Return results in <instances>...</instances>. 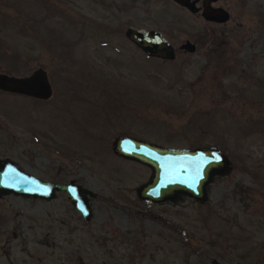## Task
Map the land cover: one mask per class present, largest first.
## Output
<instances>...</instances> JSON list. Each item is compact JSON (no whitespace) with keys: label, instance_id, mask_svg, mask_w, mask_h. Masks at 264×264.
Segmentation results:
<instances>
[{"label":"rangeland","instance_id":"obj_1","mask_svg":"<svg viewBox=\"0 0 264 264\" xmlns=\"http://www.w3.org/2000/svg\"><path fill=\"white\" fill-rule=\"evenodd\" d=\"M212 5L230 18L173 0H0V71L41 66L52 84L46 99L0 90V158L77 182L91 208L65 190L0 195V264H264V0ZM128 25L159 29L175 57L145 55ZM125 134L216 145L231 168L204 200L141 199L150 167L111 148Z\"/></svg>","mask_w":264,"mask_h":264},{"label":"water","instance_id":"obj_2","mask_svg":"<svg viewBox=\"0 0 264 264\" xmlns=\"http://www.w3.org/2000/svg\"><path fill=\"white\" fill-rule=\"evenodd\" d=\"M192 13L199 12L208 21L225 22L229 11L222 6L212 5L216 0H173ZM125 37L150 57L173 59L175 48L172 42L156 28L128 25ZM180 48L194 51L196 45L186 39ZM0 90L19 93L39 99L52 94V84L44 67L38 66L26 74L0 71ZM112 151L121 157L135 160L150 167L149 178L136 187L141 199L155 202L188 195L204 200L207 186L216 175H224L231 168L228 156L216 145L183 147L164 145L130 134L117 135L111 141ZM219 157V159H217ZM65 190L78 212L88 219L91 208L81 185L70 180L54 183L21 169L13 160L0 158V195L13 192L51 199L56 191ZM212 264H223L216 258Z\"/></svg>","mask_w":264,"mask_h":264},{"label":"flooded vegetation","instance_id":"obj_3","mask_svg":"<svg viewBox=\"0 0 264 264\" xmlns=\"http://www.w3.org/2000/svg\"><path fill=\"white\" fill-rule=\"evenodd\" d=\"M199 1H200V3H201V0H199ZM199 1H198V2H199Z\"/></svg>","mask_w":264,"mask_h":264},{"label":"snow or ice","instance_id":"obj_4","mask_svg":"<svg viewBox=\"0 0 264 264\" xmlns=\"http://www.w3.org/2000/svg\"><path fill=\"white\" fill-rule=\"evenodd\" d=\"M217 159H219V157H217Z\"/></svg>","mask_w":264,"mask_h":264}]
</instances>
